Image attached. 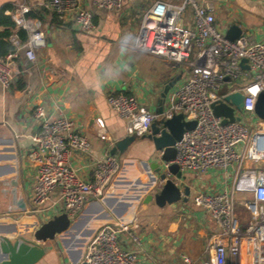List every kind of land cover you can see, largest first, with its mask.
<instances>
[{
  "label": "built area",
  "instance_id": "1",
  "mask_svg": "<svg viewBox=\"0 0 264 264\" xmlns=\"http://www.w3.org/2000/svg\"><path fill=\"white\" fill-rule=\"evenodd\" d=\"M124 1L47 0L59 18L71 19L82 32L95 29L94 8L111 11L121 7ZM188 6L192 10L191 27L181 24ZM29 11V7L17 4L13 12L14 21L28 31V38L22 44L17 35H12L15 51L5 58L0 57L3 88L12 84L10 62L20 49L25 50L30 61L37 60L36 47L44 39V24L40 19L27 17ZM215 21L214 8L201 0L155 1L141 17L135 47L171 60L188 73L172 90L170 103L162 115L140 105L134 95L109 94L107 100L116 113L127 120L131 135L142 136L153 122L179 113H183L187 121H196L193 129L185 130L176 144L175 158L165 166L176 163L183 174L199 178L217 172L223 187L194 194L193 203L211 215L217 230L209 237L204 258L183 256V263L264 264V128L259 127L264 120L254 111L257 97L264 89V40L242 33L231 41ZM243 59L247 60L249 68L241 66ZM236 80L242 85L225 89ZM235 92L244 96L241 109L225 100ZM219 101L234 107L235 116L244 113L257 119L255 127L249 128L241 117L224 124L223 116L215 115L212 107ZM34 114L39 121V131L28 158L36 167L37 175L33 207L29 212L50 218L67 213L74 220L88 201L103 197L120 169V158L111 153L95 157L89 177L82 176L73 165V158L89 156L92 146L79 132L76 121L65 115L51 118L41 105ZM98 135L103 139L109 137L104 127ZM239 194L240 205L252 211V221L245 229L236 213ZM126 241L133 246L128 247ZM246 248L247 261L244 259ZM143 254L144 241L135 229V221L121 218L99 227L87 244L83 262L145 264Z\"/></svg>",
  "mask_w": 264,
  "mask_h": 264
},
{
  "label": "crops",
  "instance_id": "2",
  "mask_svg": "<svg viewBox=\"0 0 264 264\" xmlns=\"http://www.w3.org/2000/svg\"><path fill=\"white\" fill-rule=\"evenodd\" d=\"M155 1L125 0L121 7L111 11L94 8L95 29L82 32L71 19L59 18L47 0H0V10L10 6L6 13L11 16L17 4L29 7L26 16L42 20L45 31L43 41L36 47L37 60L30 61L25 50L20 49L10 62L11 86L3 88L0 85V236L31 239L34 231L50 218L29 212L33 207L37 171L28 154L39 131V121L34 114L37 106H44L51 118L65 115L76 121L79 132L91 143L92 154L76 155L73 165L82 176L89 177L93 168L91 161L110 153L115 141L129 135L127 120L108 103L109 94L134 95L140 105L155 112L169 105L172 90L187 75V69L135 47L141 17ZM165 1L181 3L183 0ZM201 1L214 8L215 22L221 30L237 24L243 33L264 40V0ZM181 24L193 26L189 6L182 15ZM19 28L17 25L13 35L24 44L27 39H20ZM102 127L108 133L107 139L98 135ZM115 155L120 158L121 168L103 197L88 201L70 227L56 237L62 240L68 252L64 264H81L87 244L99 227L121 218L135 221V229L144 241L141 258L145 264H184L183 256L204 258L209 237L217 226L209 213L193 203V196L200 190L222 188L220 174L209 172L202 178L187 174L185 183L191 187L188 200L157 207L154 199L144 201L162 186L150 167L157 157L153 142L139 136L124 154ZM13 179L18 181L17 195L23 210L13 208ZM154 208H158L156 211L163 208L180 211L183 215L189 214L187 216L192 214L195 230L192 225L186 222L182 225L178 220L168 227L165 223L155 232L144 231L143 221L135 211H153ZM248 212L250 221L247 214L236 212L244 229L252 221V211ZM47 242L49 240L41 243L46 254L36 264L49 254V263L44 261L43 264H53L55 246L52 241ZM126 244L133 246L128 241ZM247 253L246 248L245 261ZM3 258L0 252V261ZM231 261L229 259V263Z\"/></svg>",
  "mask_w": 264,
  "mask_h": 264
},
{
  "label": "water",
  "instance_id": "3",
  "mask_svg": "<svg viewBox=\"0 0 264 264\" xmlns=\"http://www.w3.org/2000/svg\"><path fill=\"white\" fill-rule=\"evenodd\" d=\"M243 33L242 28L233 24L226 30V37L233 41L239 38ZM247 60L241 61L243 68H249L246 64ZM226 101L231 102L237 109L243 107L244 96L241 92L231 93L226 96ZM214 114L217 116H223V123L233 122L240 120L239 116H235L234 107L226 103L225 101H219L212 105ZM255 114L261 120H264V89L259 93L256 104ZM164 108L162 107L157 111L159 115H162ZM196 125V121H187L184 118L183 113L175 114L172 118L161 119L152 123L149 131L141 137H147L154 144L156 152V160L152 161L150 167L154 171L160 180L164 183L160 187L159 191L154 195L149 194L145 198V202H149L152 199L155 203L164 207L167 204H173L178 201H187L191 194L190 185L185 181L187 176L183 174L176 163H171L167 167L166 162L173 160L177 154L176 144L179 142L186 129H193ZM136 135H127L122 139L115 141L111 154L117 153L124 154L129 147L137 140ZM171 174L172 177H169ZM12 184V203L13 208H22L20 205V198L17 195L18 181L13 179ZM11 184L7 183V185ZM72 223V220L67 213H61L43 222L33 233V239H28L23 236L11 239L6 236H0V252L5 257L0 261V264H36L46 254V248L41 244L48 240H54L58 234L67 230ZM81 264H86L82 262Z\"/></svg>",
  "mask_w": 264,
  "mask_h": 264
},
{
  "label": "rangeland",
  "instance_id": "4",
  "mask_svg": "<svg viewBox=\"0 0 264 264\" xmlns=\"http://www.w3.org/2000/svg\"><path fill=\"white\" fill-rule=\"evenodd\" d=\"M240 85H242L241 82L239 80H236L233 83L227 84L225 89L231 88L234 86H240ZM240 117H241L242 121L244 123H246L247 126H249V128L255 127V125L257 123V119L251 118L244 113H240ZM259 127L264 128V123H259ZM120 168H121V163H120ZM119 171H120V169H119ZM119 171H118V173H119ZM241 198L242 197L239 194L237 196L238 200L236 202V212L242 211L244 213L243 215L247 214V216L249 217L248 221H250L251 215L248 212V211H250V209L247 206L243 207V205H240L239 202L241 201ZM157 207H159V206L157 205ZM157 209L158 208H154L153 211H135V214L139 217V219H142V221H143V222H141V221L140 222L143 223L145 226V228H143L144 231H146V229H149V230H153L155 232L158 229L163 228L165 226L164 225L165 223L167 224V227H168L169 223H176L178 220H179V222H181L182 225L184 222H186L189 226L192 225V228L195 230L196 223L194 220L191 219L192 217H190L192 214L190 216H187L189 214L183 215L182 212H180V211H165L164 208H163V210L156 211ZM160 209H162V208H160ZM238 217H239V215H238ZM81 234L82 233H78V235H81ZM31 239H33V235H31ZM51 241H52V243H54L55 251H56V255L54 257L53 264H64L63 259L67 257V253H68L67 250L65 249V244H63V242L60 238H55L54 240H49V242H47V243L50 244ZM50 257H51L50 254L47 255L44 258V260L42 262H40L39 264H43L44 261H47V263H49Z\"/></svg>",
  "mask_w": 264,
  "mask_h": 264
},
{
  "label": "trees",
  "instance_id": "5",
  "mask_svg": "<svg viewBox=\"0 0 264 264\" xmlns=\"http://www.w3.org/2000/svg\"><path fill=\"white\" fill-rule=\"evenodd\" d=\"M10 6L4 7L0 10V57L5 58L9 53L15 51V45L10 41V37L15 33L16 22L10 14L6 13V9ZM30 15H33L30 13ZM34 16V15H33ZM22 41L27 39V32L23 28L17 31Z\"/></svg>",
  "mask_w": 264,
  "mask_h": 264
}]
</instances>
